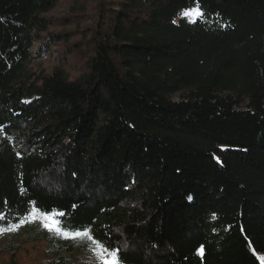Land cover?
<instances>
[{
	"label": "trees",
	"instance_id": "16d2710c",
	"mask_svg": "<svg viewBox=\"0 0 264 264\" xmlns=\"http://www.w3.org/2000/svg\"><path fill=\"white\" fill-rule=\"evenodd\" d=\"M72 1L0 0V264H263L264 0Z\"/></svg>",
	"mask_w": 264,
	"mask_h": 264
},
{
	"label": "rangeland",
	"instance_id": "374dc122",
	"mask_svg": "<svg viewBox=\"0 0 264 264\" xmlns=\"http://www.w3.org/2000/svg\"><path fill=\"white\" fill-rule=\"evenodd\" d=\"M72 6H73L72 0H61L59 6L47 14V16L54 19V25L50 28L51 31L71 32L73 28H75V30L77 31L80 29L84 30L87 28L86 26L90 24V21H88V19H85L84 17H80L79 15H76V17H78V21L80 22H76L74 23V25L66 24L67 22L66 19L69 18L71 12L73 11V9H71ZM88 14H92V11L90 10ZM188 17H190V19H195L197 16L193 14ZM59 51H60V46L54 47V49H52L51 54L36 60L34 66L36 68L45 69L51 72L54 69V66L56 65L57 62L56 55H58L57 52ZM69 68L75 73L81 70L80 67L78 70V67L74 65L69 66ZM1 238H2V234L0 233V245L3 242ZM45 248H46V244L43 242L28 243L24 245L18 254V264H41L42 259L44 257ZM6 257L7 255H4V258ZM261 261L264 264V259H261Z\"/></svg>",
	"mask_w": 264,
	"mask_h": 264
},
{
	"label": "snow or ice",
	"instance_id": "6c2138e0",
	"mask_svg": "<svg viewBox=\"0 0 264 264\" xmlns=\"http://www.w3.org/2000/svg\"><path fill=\"white\" fill-rule=\"evenodd\" d=\"M196 15V16H203L204 13L201 10V8L198 6L194 9H190L187 11H184L182 15L184 16H190V15ZM191 199V197H189ZM60 215H63L61 213ZM3 217H0L2 219ZM32 218H36V213L35 211L32 213ZM40 219L44 221V227L48 229L50 232H55L58 235H63L66 238H71L73 240L76 239H87L92 241L94 247L93 251L95 252L96 256L102 261V264H123V260L126 259L125 257H121L120 255V249H106L101 245L98 241H96L93 236L91 235L89 230H84V231H74V232H69L65 231L60 227V221L56 220L53 218V215H49L46 213H41L40 214ZM24 221H21L23 223ZM18 225H13L10 228L6 229H0V231H15L18 229ZM200 253L203 254V248L199 249Z\"/></svg>",
	"mask_w": 264,
	"mask_h": 264
}]
</instances>
